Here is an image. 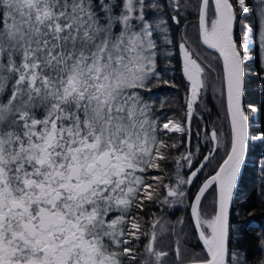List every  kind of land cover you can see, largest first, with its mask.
Wrapping results in <instances>:
<instances>
[{"label": "snow or ice", "instance_id": "6c2138e0", "mask_svg": "<svg viewBox=\"0 0 264 264\" xmlns=\"http://www.w3.org/2000/svg\"><path fill=\"white\" fill-rule=\"evenodd\" d=\"M190 12L220 67L194 58L185 34L186 110L166 115L153 90L176 85L158 65ZM253 37L264 81V0H0V264H250L233 247L243 237L230 235L229 209L249 139L264 141V132L250 137L244 105ZM208 69L228 131L213 128L202 141L197 131L194 152ZM200 143L211 145L207 154ZM221 147L214 174L192 193ZM181 205L199 253L189 250L184 217L168 225L153 210ZM169 230L175 239L161 246Z\"/></svg>", "mask_w": 264, "mask_h": 264}, {"label": "trees", "instance_id": "16d2710c", "mask_svg": "<svg viewBox=\"0 0 264 264\" xmlns=\"http://www.w3.org/2000/svg\"><path fill=\"white\" fill-rule=\"evenodd\" d=\"M244 23L245 21H240L239 25L235 28V36L239 42H242L241 30ZM185 34L188 46L193 51L194 58H197L206 68H208L209 63H211L213 68L220 67L216 55L204 49L199 43L196 13L190 12L186 14L184 22L175 30L174 34H170L173 35L174 44L168 45L167 48L172 52V55L170 57H162L158 65L161 78L170 81V84H174L176 87L161 84L159 88L153 90L152 94L157 107H159L161 101L165 103L164 112L166 115L176 114L177 116H182L181 109L186 110L187 85L181 78L179 62V43L181 42V38L185 37ZM208 72L207 87L202 91L201 99L207 102L209 111L204 112L199 106L197 107V115L192 122L193 138L191 144L192 151L194 152L196 151L198 142L197 131H199V140L201 141L204 134L209 133L213 128L225 133L228 131L226 110L221 107L219 93L214 91V88L219 87L220 81L217 79L215 71L208 69ZM246 73L248 77L244 105L249 116V135L251 137L264 132V81L260 79L258 45L255 42V37H253L251 45V61L246 62ZM249 103H255L259 111L253 113L250 109H247ZM199 147L203 154H207L211 145L200 143ZM183 150L181 149V151ZM224 153L225 147H221L218 153L215 154L212 162L203 169L195 184L191 186L192 193H195L203 180L214 172L217 162L223 157ZM263 156L264 141L249 139L242 173L235 189L229 214L230 235L233 240L236 239L237 233L243 237L242 243L233 245V247H238L241 251L245 252L250 264H256V261L261 256H264V250L260 245V239L264 236V195H262V192H264V172H259L257 169V163ZM202 158L203 156L197 153L194 163L198 165V162ZM184 171H187V168ZM213 201L214 188L206 193L203 201L204 207L202 211L205 214H211ZM153 210L163 216V220L168 225L174 224L178 218L184 217L187 221L184 225V233L188 235L189 250L196 253L201 251L202 247L199 242L193 238L194 228L190 226L191 219L184 206L181 205L176 209L169 210L167 214L160 213L159 209ZM174 239L175 237L172 236L169 230L161 234L159 243L161 246L167 247L170 241Z\"/></svg>", "mask_w": 264, "mask_h": 264}, {"label": "water", "instance_id": "95a60500", "mask_svg": "<svg viewBox=\"0 0 264 264\" xmlns=\"http://www.w3.org/2000/svg\"><path fill=\"white\" fill-rule=\"evenodd\" d=\"M197 34H198V19H197ZM198 40H199V39H198ZM199 43H200V42H199ZM200 45H201L204 49H206V50H208L209 52L215 54L216 57H217V59H218V57H219V54H218V53H216V52H215L214 50H212V49H208V48H207L205 45H203L202 43H200ZM218 61H219V60H218ZM179 62H180V74H181V78L185 81V83H186V85H187V91H188L189 83H188L187 79H186V78L184 77V75H183V59H182V56H181L180 50H179ZM219 65H220V62H219ZM186 94H187V93H186ZM210 132H211V131H210ZM210 132H209V134H210ZM202 159H203V158H202ZM202 159H201L200 161H202ZM243 164H244V162H243ZM243 164H242V166H241L240 174L238 175L237 183H238V180H239L240 175H241V173H242ZM197 166H199V163H198ZM212 174H214V172H213ZM234 193H235V189H234V191H233V196H234ZM214 197H215V190H214ZM232 201H233V200H232ZM231 205H232V203H231ZM231 205H230V209H231ZM230 209H229V213H230Z\"/></svg>", "mask_w": 264, "mask_h": 264}, {"label": "rangeland", "instance_id": "374dc122", "mask_svg": "<svg viewBox=\"0 0 264 264\" xmlns=\"http://www.w3.org/2000/svg\"><path fill=\"white\" fill-rule=\"evenodd\" d=\"M262 161H264V156L262 158H260L259 162L257 163V169L259 172H261L262 168H264V163H262ZM264 175V174H263ZM202 184V183H201ZM200 184V185H201ZM263 190H264V179H263ZM189 218H190V214L188 212ZM191 219V218H190ZM200 244V243H199ZM200 246L202 247V245L200 244ZM264 250V249H263Z\"/></svg>", "mask_w": 264, "mask_h": 264}]
</instances>
